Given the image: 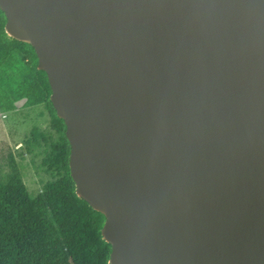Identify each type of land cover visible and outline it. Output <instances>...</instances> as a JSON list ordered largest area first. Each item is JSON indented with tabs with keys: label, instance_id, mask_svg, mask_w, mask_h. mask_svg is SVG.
<instances>
[{
	"label": "water",
	"instance_id": "water-1",
	"mask_svg": "<svg viewBox=\"0 0 264 264\" xmlns=\"http://www.w3.org/2000/svg\"><path fill=\"white\" fill-rule=\"evenodd\" d=\"M64 121L109 264H264V0H0Z\"/></svg>",
	"mask_w": 264,
	"mask_h": 264
},
{
	"label": "trees",
	"instance_id": "trees-1",
	"mask_svg": "<svg viewBox=\"0 0 264 264\" xmlns=\"http://www.w3.org/2000/svg\"><path fill=\"white\" fill-rule=\"evenodd\" d=\"M5 25L0 11V111L13 112L18 103L44 107L50 129L34 128L27 144L44 148L49 180L32 195L11 159V171L0 181V264H109L105 218L76 194L66 126L50 101L47 75L38 70L34 49L9 37Z\"/></svg>",
	"mask_w": 264,
	"mask_h": 264
},
{
	"label": "rangeland",
	"instance_id": "rangeland-1",
	"mask_svg": "<svg viewBox=\"0 0 264 264\" xmlns=\"http://www.w3.org/2000/svg\"><path fill=\"white\" fill-rule=\"evenodd\" d=\"M21 104L18 103L13 112L0 111V181L10 173L13 159L29 192L37 195L49 180L42 167L44 148L29 147L27 143L34 128L50 129L49 116L43 106L24 108Z\"/></svg>",
	"mask_w": 264,
	"mask_h": 264
}]
</instances>
